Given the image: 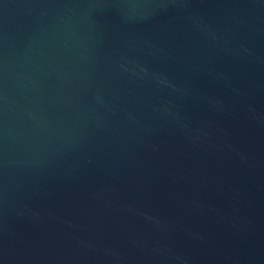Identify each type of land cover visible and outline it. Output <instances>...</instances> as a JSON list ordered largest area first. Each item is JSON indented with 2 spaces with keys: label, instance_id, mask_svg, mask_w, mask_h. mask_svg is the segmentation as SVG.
<instances>
[{
  "label": "water",
  "instance_id": "water-1",
  "mask_svg": "<svg viewBox=\"0 0 264 264\" xmlns=\"http://www.w3.org/2000/svg\"><path fill=\"white\" fill-rule=\"evenodd\" d=\"M0 264H264V0H0Z\"/></svg>",
  "mask_w": 264,
  "mask_h": 264
}]
</instances>
